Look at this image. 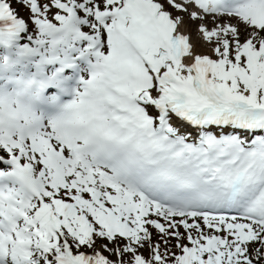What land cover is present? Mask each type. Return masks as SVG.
I'll return each mask as SVG.
<instances>
[{"label":"snow or ice","instance_id":"1","mask_svg":"<svg viewBox=\"0 0 264 264\" xmlns=\"http://www.w3.org/2000/svg\"><path fill=\"white\" fill-rule=\"evenodd\" d=\"M0 264H264V0H0Z\"/></svg>","mask_w":264,"mask_h":264},{"label":"bare ground","instance_id":"2","mask_svg":"<svg viewBox=\"0 0 264 264\" xmlns=\"http://www.w3.org/2000/svg\"><path fill=\"white\" fill-rule=\"evenodd\" d=\"M199 23H201V22L200 21H196L195 23L189 25V29L188 30L191 32V35H192L194 43L196 42V27H197V24H199ZM209 26H211V25H209Z\"/></svg>","mask_w":264,"mask_h":264},{"label":"rangeland","instance_id":"3","mask_svg":"<svg viewBox=\"0 0 264 264\" xmlns=\"http://www.w3.org/2000/svg\"><path fill=\"white\" fill-rule=\"evenodd\" d=\"M198 25V24H197Z\"/></svg>","mask_w":264,"mask_h":264}]
</instances>
